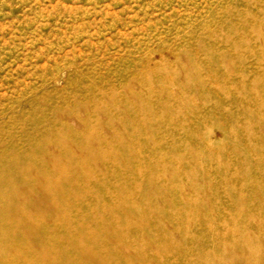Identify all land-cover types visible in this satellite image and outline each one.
I'll use <instances>...</instances> for the list:
<instances>
[{
	"label": "rangeland",
	"instance_id": "obj_1",
	"mask_svg": "<svg viewBox=\"0 0 264 264\" xmlns=\"http://www.w3.org/2000/svg\"><path fill=\"white\" fill-rule=\"evenodd\" d=\"M135 82L150 85L149 88L142 90V92L144 97L148 95L152 96V99L150 98L151 107H149V109L153 110L143 113V116L147 118V121L144 120L145 122L143 121V123L139 121V119L136 120L135 123H131L130 121V117L132 119L137 113L134 109L137 102H134V100L128 96L127 90L132 87H136V89L138 88V90H140L137 83L134 84ZM245 84L248 89L245 88ZM163 86L176 91L175 96L170 97L169 95H165L162 100L159 99L161 102H167L173 105V108L166 111L163 110L166 114L164 112L162 114V110L158 108V98L155 97L156 94L162 92ZM240 86H243L244 90ZM236 87L238 88L236 89ZM179 92L181 94H179ZM113 97L116 98L117 106H121L125 109L128 107L133 108L130 117L118 116L113 120L112 118L106 119L97 116L92 117V120L97 123L106 124L110 123L112 120L115 126L124 127L125 131L123 136L126 145L124 144L125 146H123V148L127 147L128 150L129 147H132V149L135 148L134 152L130 153L127 149L120 148L119 141L114 140L111 143L116 147V153L103 152L102 154L104 155L101 154V156L99 155L98 157L94 156V158H92L93 156L90 154L82 155L88 161L89 165L87 164L88 166L86 165L81 173L76 170L71 171V174L67 175L70 180L65 178V176H60V178L56 177L58 175H55L54 178H59L61 182L53 179L55 183L53 184L57 186L58 190H65L63 192L66 195L68 193L67 196H74L73 194L78 196L88 191L87 194L92 196L93 199L88 196L85 200L86 202L84 201L83 204L77 206V208H80H78L80 210V213H77L79 214L78 216L76 215L77 208L68 211L69 208L66 207L64 199H58L62 203H59V201L56 202V204L58 203L59 205H55L56 208L51 210L54 211L53 216L54 214L55 216L53 217L52 212H49L44 215L39 220L40 222H37L32 229L42 231L44 228H48V226L50 228L54 219L57 218L56 216H63L65 212L67 215L70 213L72 216H67L72 224H64L61 222L55 227L51 226L52 229L49 232L51 236H43L50 242V245H48L44 251L50 256L56 257V263L59 260V264H64V262L66 264V262H70L72 259V261L75 260L76 262L74 261L75 263L70 264H83L84 259H80L78 254L75 255V253H77L76 250L69 248V250L65 251L66 253L64 251L57 252L55 244H57L58 240L61 242H69L72 239V241L77 242V238L80 240L81 235H83L81 232L82 229L85 230L84 227L87 229L98 228L99 225H96V222L97 224L99 222L101 225L102 222L104 223L105 221L106 224H109L108 226L113 227L116 225L114 224L115 222L112 223L113 217L117 215L115 218L124 217L125 225L123 224V226L127 228L126 230L128 231L126 233L127 237L129 236V240L125 237L124 240L126 242L124 243L131 247L133 251H138V249L140 250L144 247L149 254L147 255L150 261L154 259V250L157 249V251H159L161 250L160 247L163 249L165 244V248L167 246L170 249V245H172L171 248L176 246L174 248H177L178 251H186V255H189L188 252L192 249L193 251H191V253L194 255L190 253L189 256H184L188 259L192 257L193 259H190L193 264H195V259L197 261L202 260L208 256H206V254H210L211 252L213 253L212 255L215 258L216 264H226V262L228 264H248L252 259L251 257H243L245 256L244 251H246L244 248L251 250L254 254H259V264H264V234L259 233V231L264 232V212H262L264 209V0H0V152L4 150L6 153L8 152L10 154L12 151L18 150L22 153L25 152V154L29 156L37 155L40 153V150L29 148L26 140V137L33 133L36 128L41 132L48 130L58 132L60 127L66 124L65 117L76 113L82 118H90L94 113V109L89 107L92 102L99 104L111 103ZM83 105H87L88 107ZM133 112L135 113L133 114ZM148 116H150V118ZM58 117H62V119L56 121ZM148 118L152 120L148 121ZM90 133H92V131L80 132L79 137H88ZM171 133H173V135ZM132 134H134V136H131ZM149 134H153L152 137ZM154 134L157 136L155 135V137H153ZM147 136L149 138H147ZM159 148L161 149L158 150ZM141 149H144L143 152ZM135 150L138 152L136 153ZM165 151L167 153H165ZM162 154L165 155L162 156ZM108 156H110V158ZM88 158L90 159L88 160ZM115 158L120 162V165H117L119 164L118 162H111V159L116 161ZM176 158L179 159L177 160ZM94 159H96V162H94ZM97 160L99 163L101 161V163H103L102 165H106L107 167L100 165ZM229 163L230 165H228ZM95 164L96 166H93ZM124 164L127 165L126 168L123 167L126 166ZM194 164H197L196 169H194ZM90 165L93 167H90ZM121 165L122 168L120 169ZM173 165L176 167L178 165V167L175 168ZM97 166H99L98 168L100 169H98ZM101 166L104 169H108V171L102 170L106 175L112 174V178L104 177L105 175L102 176L99 172L96 173V171L101 170ZM134 166H136V168ZM170 166H172L174 170L173 168L170 169ZM241 166L242 168L240 169ZM89 167L94 169L93 173H91L92 169L90 172V169H88ZM129 168H131V170ZM137 168H141V172L137 173V171H140ZM175 170L177 173L174 172ZM190 170L192 173L195 172L194 175L196 176L191 175L192 173L189 172ZM206 170L208 172H206ZM85 171L91 174H87ZM127 172H131V174ZM155 172L158 175L160 174L158 176L160 178L157 177ZM163 172L167 174V177L169 175L170 177L167 178L166 174ZM178 173L180 174L178 175ZM188 173H191V176ZM199 173H203L202 177H204V175L206 177L207 173L211 174L206 178L204 177L205 182L208 181V183L206 182L205 184ZM77 174L80 175L77 176ZM94 174L96 178L92 179L91 176L94 177ZM161 174L165 175L168 180ZM69 175L73 176L70 177ZM182 175L183 177H180ZM100 176L102 177L100 178ZM83 177L84 182L82 179ZM171 178L173 181L179 182L184 190L179 188L176 191L173 190L169 184L166 185ZM64 179H67L66 181L69 180L68 182L75 181L74 183L78 185L71 188L69 185L64 184ZM103 179L106 181H103ZM116 179L119 182H115ZM252 180L253 182L255 180V184L258 186L255 185V187H253L251 185H244L246 186L244 188L243 185H240L245 182L250 183ZM85 181L86 184L87 182L88 184L90 183L89 186H85ZM141 181H143L142 183L144 185ZM56 182L60 184L63 183L61 185L66 186V188L64 187L63 189V187L59 186V183ZM185 182L187 184H185ZM236 182L238 183L236 184ZM116 183L118 186L120 184V191L113 189L117 188L115 185ZM124 183H126V185ZM137 183L141 184L137 186ZM164 183L167 188H163L166 187ZM106 184L111 186L110 190L108 186H105ZM102 185H104V187ZM93 186L96 187V189ZM154 186L157 187L155 188ZM60 187H62V189H60ZM138 187H140V191L137 190ZM178 187L180 186L178 185ZM54 189H56V187ZM57 189L56 192L58 191ZM71 189L76 193H73ZM160 189L162 191H160ZM152 190H155V193ZM156 190H159V193ZM165 190L167 193H165ZM180 190L184 191V193ZM236 190L238 192H236ZM95 191H98L96 192L97 194ZM109 191L110 193L115 191V196L111 197L109 193L107 194ZM138 191L140 193H138ZM142 191L145 192L143 193ZM146 191L148 193H146ZM232 191L233 194L231 193ZM56 192L53 194L55 195ZM180 192L182 196L179 195ZM239 192H242L244 196ZM92 193L98 196L97 201V197L92 195ZM182 193L185 194V197H183ZM236 193L239 195H236ZM101 194H103V196H101ZM125 194L126 196H124ZM156 194L158 196H156ZM117 195L118 198L116 197ZM166 196L168 197V201ZM176 196H179V198H175ZM180 196L184 199L180 198ZM258 196L262 200H260ZM170 197L172 199H170ZM104 198L107 200V203ZM127 198L131 200L129 201ZM234 198L238 200L232 201ZM157 199H161L162 202L159 200L158 203V201H156ZM169 199L171 201H169ZM241 199H244L243 201L247 203L242 202ZM246 199H248V201ZM149 200L150 202H148ZM182 200H186L188 204L186 205V203H184L186 207H184V204L181 202ZM239 200H241V202ZM238 201L239 203H237ZM42 202L43 201H41L39 205L43 204ZM128 202L131 206L133 205L135 209L137 207V209L135 210L133 206L131 207ZM193 202H195V204ZM251 202L252 205H250ZM114 203L118 204L117 208L119 210L117 209L115 210L116 212L114 211L115 213L113 212L115 215L111 217L112 219L106 214L97 216V212L100 210L98 208L102 209L104 206H113L115 205ZM153 203L154 205L156 203L158 204L154 206L152 205ZM172 203L177 205V207L173 206L174 208H172ZM94 204L97 208L93 207ZM141 204L144 206H139L140 209L138 210V205ZM236 204L239 205L237 206ZM64 206L67 209H64ZM91 206L92 208H89ZM152 206L154 209L157 207L158 212H156L157 209L153 210ZM178 206L181 207L179 208ZM146 207L147 209L150 208L147 210ZM120 208H124V211L126 210L125 215L122 214L124 211L120 210ZM178 208L180 210L182 209V211L178 210ZM96 209H98V211ZM165 209H170V211H165ZM62 210L63 212H61ZM86 210H88V212ZM128 210L130 212L133 210V212L130 213ZM243 211H246V216ZM29 212L28 210L24 212V214ZM57 212H60V214L57 215ZM201 212L202 216L205 214L203 217L207 225L203 222L204 218L201 217ZM81 213H83V215ZM157 213H159V216H157ZM172 213L175 215H172ZM210 213H212V217ZM139 214L140 216H138ZM142 214H144V218L147 216L145 220H143V217L141 218V216H143ZM160 214L164 218L160 216ZM170 214L174 216V218H171V216H169ZM84 215L86 216L84 217ZM129 215L131 218L133 217L132 219H134V221L137 220L136 223L133 222V220L131 222ZM134 215L138 218L136 219ZM216 216L221 217H218V219ZM76 217L82 220H77ZM100 217L101 219H103V217L105 219L100 222ZM244 217L246 220L242 219ZM70 218H72V220ZM139 218H141V220ZM156 218L163 221L160 220L159 223V219L157 221ZM199 218H201L202 221H200ZM223 218H225V220ZM147 219H149V222ZM167 219H169V223ZM238 219H240V223ZM89 220L92 223L87 222ZM170 220H173V222ZM214 220L216 221L214 222ZM143 221H145V223L147 222V225H141L144 223ZM93 222L95 223L93 224ZM138 224H140L141 227H138ZM159 224H161V226H159ZM163 224H165V227ZM223 224H225V227ZM70 225L74 226V229ZM184 225H187L186 227L187 229L189 228V230L194 228V230H192V236L194 235L195 237L193 236L194 238L192 237L191 240L185 239L184 233L187 229ZM215 225L219 226L216 227ZM94 226L96 228H94ZM153 226H157L155 230ZM207 226H209V228ZM241 226H243V228ZM16 227L17 226L12 228L14 231H12V229H5V231H3V236L5 234L11 236L15 230L16 232L19 230V232L22 233L27 231L23 226ZM161 227L163 228L161 229ZM173 227L175 230L172 229ZM131 228L132 233L129 232ZM140 228H143V230L148 228V233L152 230L151 233L153 235L151 233L150 235L146 233V235L141 234V237H138L139 230L140 232L142 231ZM165 228L171 230V232L168 233ZM210 228V233H208ZM221 228H223V230H221ZM234 228L237 231H234ZM230 230L233 231L234 235H236V233L239 234L238 236L241 238H246V236L249 237L246 238L250 241H247V246L245 245L244 248H242L243 245H235L234 235H228ZM164 231L174 236L171 235L170 237ZM176 231L178 233H176ZM246 231L252 232H248L247 234ZM160 233H163L166 239H164ZM215 233H218L217 237ZM155 234L158 238L153 237ZM208 234L210 235L208 236ZM142 235L143 238L145 236L144 240ZM166 235L168 237H166ZM218 235L221 236L218 237ZM134 236H136L137 239L132 241L135 238ZM146 236L147 239H151L153 243L154 240L159 242L153 244L149 239L146 241ZM201 236L206 239L201 238ZM213 236L215 239H213ZM230 236H232L233 240ZM196 237L199 238L200 242L203 241V243H207V247L198 248ZM224 237H227L228 240ZM64 238L68 240L65 241L66 239L64 240ZM84 238L86 237H81V240ZM159 239L163 243L160 242ZM167 239L172 241L169 242ZM229 239L231 241H229ZM164 240L166 242L168 241V243H165ZM215 240L217 242H215ZM177 241L181 245L177 244ZM135 242L137 246L132 245ZM144 242L146 244H143ZM173 242H175L176 245ZM210 242L212 244L215 243V247H213L214 250ZM99 243H96L97 246L88 245L86 243L83 248L90 250L98 249V253H96L97 259H101V262L111 261L110 263H112L122 261L119 264L130 263L124 260L125 256L127 258L126 251H107L108 253H105L104 243L101 244L102 241ZM148 244L149 246L147 248ZM177 245L182 250H180ZM216 245L221 248L219 251L216 249ZM225 246H228V249H225ZM237 246L238 248L235 249ZM33 247H35L34 249L41 248L40 246H36V244H34ZM134 247L136 249H134ZM19 248L20 247L17 246L16 249L19 250ZM200 249H202V252ZM101 250H103V252ZM197 251L202 254L200 253V255H198L196 253ZM203 251H209L210 253H204ZM7 254H9V256H7ZM10 254L12 255L11 257ZM14 254L16 253H12L11 250L9 252L7 249L2 253V255L7 258H14ZM176 254L172 255L173 258L165 257L168 261L166 260L163 264L178 263L179 256L178 253ZM134 255L135 253L133 252L131 256L135 258L136 256ZM26 256L28 258L30 257L29 259L26 257L28 261L36 260L28 254ZM197 256L200 258H194ZM57 257H61L60 259L66 258L67 260H60ZM150 257L153 258L151 259ZM134 258H132V263L138 264ZM36 261V263H41L39 260ZM81 261H83V263H81Z\"/></svg>",
	"mask_w": 264,
	"mask_h": 264
},
{
	"label": "bare ground",
	"instance_id": "obj_2",
	"mask_svg": "<svg viewBox=\"0 0 264 264\" xmlns=\"http://www.w3.org/2000/svg\"><path fill=\"white\" fill-rule=\"evenodd\" d=\"M261 32V31H260ZM259 32V33H260ZM137 83V85H138V87H139V89L140 90H138V88L136 89V87H132V88H129L128 90H127V94H128V96L132 99V100H134V102H137V104L134 106V109H135V111H137V113L135 114V116L134 117H132V119H131V117H130V113L132 114V109L133 108H131V107H128V108H123V107H121V106H117L116 105V98L115 97H113L112 99H111V103L109 102V103H102V104H99V103H95V102H92L91 104H90V106L89 107H92L93 109H94V113H93V115L90 117V118H82V117H80L79 115H77L76 113H74V114H71L70 116H67V117H65V119H66V124L65 125H63V126H61L60 127V129H59V131L58 132H54V131H43V132H41L40 130H38L37 128L34 130V132L33 133H31V134H29L28 135V137H26V140H27V142H28V147L29 148H31V149H38V150H40V153L39 154H37V155H34V156H29V155H27V154H25V152L24 153H22L21 151H18V150H14V151H12L10 154L7 152H5L4 150H1V152H0V264H39V263H36L37 261L36 260H39V262H41L40 264H48V263H56V257H53V256H50L49 254H47V252H45L44 250H45V248L46 247H48V245H50V242L48 241V239H46L45 237H43V236H45V235H47V236H51V234H49V232L51 231V226H56L58 223H66V224H72L71 222H70V220H69V217H67V216H70V217H72L71 215H70V213L67 215L66 214V212H65V215H63V216H56L57 218L56 219H54V222L52 223V225L50 226V228H49V226H48V228H44V230H40V231H37V230H35V229H32V227L34 226V225H36V223L37 222H40L39 220L44 216V215H46V214H48L49 212H52V216H53V213H54V211H51V210H53L54 208H56L55 207V205H59L58 203L56 204V202H58L59 200V198H60V200L61 199H64V202L66 203V207L67 208H69V210L68 211H72L74 208H77V206H79V205H81V204H83L84 203V201L86 200V198L89 196V197H91L92 199H93V197L92 196H90V195H88L87 194V192L88 191H86V193H81V194H79L78 196H76L75 194H73L75 191L73 190V189H71V190H73V193L72 192H69V193H71V194H73L74 196H67L68 195V193H67V195L63 192V191H65V190H58L57 189V186H55L54 184V180L53 179H55L54 177H55V175H58V176H56V177H63V176H65V178H67V179H69V177L67 176L68 174H71V171H77V172H80L81 173V171H83L84 169H85V167H86V165L88 164V161L85 159V157H83L82 155H85V154H90V155H92L91 157L92 158H94V156H101V154L103 153V152H114V153H116L115 152V150H116V147L114 146V145H112V141H114V140H116V141H119V147L121 148H123V146H125L126 144H125V138H124V136H123V133H124V131H125V129H124V127L122 128L121 126L120 127H117V126H115L112 122V120H111V124L110 123H97V122H95V121H93L92 120V117H97V116H99V117H101V118H106V119H110V118H112L113 120L116 118V117H118V116H129L130 117V121H131V123H135L136 122V120H138L139 119V121H142V123H143V121L145 120V121H147V118L146 117H144L143 116V113H147V112H150L151 110H153V109H149V107H151V100H150V98L152 99V96L151 95H148V96H146V97H144L143 96V92H142V90H145V89H147V88H149L150 87V85H148V84H146V83H138V82H135L134 84H136ZM244 84V83H243ZM242 84V85H243ZM161 85V84H160ZM244 86V85H243ZM241 87V88H243V90H244V87ZM160 87V86H159ZM238 87H236V89H237ZM245 88H247V86H246V84H245ZM250 88V87H249ZM248 89V88H247ZM241 90V89H240ZM176 91H174V90H170V88H168V87H165V86H163L162 87V92H160V93H158V94H156L155 95V97H157L158 98V103H159V109L160 110H162L161 112H162V114H163V112L164 111H166V110H168V109H171V108H173V105L172 104H169V103H167V102H161V101H159V99L160 100H162L164 97L163 96H175L176 94ZM178 94V93H177ZM179 94H181L180 92H179ZM157 102V101H156ZM161 103V104H160ZM157 105V104H156ZM155 105V106H156ZM83 106H85V107H88L87 105H83ZM150 110V111H149ZM164 110V111H163ZM171 111V110H170ZM172 112V111H171ZM135 112H133V114H134ZM165 113V112H164ZM166 114V113H165ZM163 116V115H162ZM149 118H150V116H148ZM152 117V116H151ZM142 118V119H141ZM149 118H148V121H151V120H149ZM62 119V117H58V119H56V121L57 120H61ZM144 121V122H145ZM139 123V122H138ZM138 123H136V124H138ZM89 131H92V133H90V135L88 136V137H79V134H80V132H89ZM180 131H181V129H180ZM152 132V131H151ZM150 132V133H151ZM146 133V132H145ZM159 133V132H158ZM138 134V133H137ZM172 135H173V133H171ZM150 135V134H149ZM148 135V136H149ZM152 135L153 134H151L150 136L152 137ZM155 135L156 134H154V136L153 137H155ZM172 135H170V136H172ZM131 136H134V134H132ZM138 136V135H137ZM147 136V138H149ZM157 136V135H156ZM159 136V135H158ZM164 136H165V134H164ZM168 136V135H167ZM139 137H140V135H139ZM138 137V138H139ZM150 137V138H151ZM165 138V137H164ZM168 138V137H167ZM170 139V138H169ZM136 140V139H135ZM166 140V139H165ZM125 144V145H124ZM133 144V143H132ZM131 144V145H132ZM130 145V146H131ZM157 145V144H156ZM159 146V145H158ZM157 146V147H158ZM134 147V146H133ZM154 147H155V145H154ZM125 148V147H124ZM123 148V149H124ZM140 148V147H139ZM162 148V147H161ZM161 148H159L158 150H160ZM127 149V147L125 148V150ZM134 149L135 148H133L132 149V147H129V152L130 153H132V152H134ZM138 149V148H137ZM136 149V150H137ZM136 150H135V152H136ZM139 150V149H138ZM142 150V149H141ZM144 150V149H143ZM143 150H142V152H143ZM156 150H157V148H156ZM120 151V150H119ZM140 151V150H139ZM163 151V150H162ZM138 152V151H137ZM136 152V153H137ZM152 152H153V150H152ZM155 152H157V151H155ZM161 152V151H160ZM173 152V151H172ZM118 153H120V152H118ZM165 153H167L166 151H165ZM171 153V152H170ZM111 154H113V153H111ZM159 154H161V153H159ZM172 154V153H171ZM102 155H104V154H102ZM155 155H157V154H155ZM163 155H165V154H162V156ZM167 155V154H166ZM159 156H161V155H159ZM170 156V155H169ZM173 156V155H172ZM109 158H110V156H108ZM175 157V156H174ZM165 158V157H164ZM90 158H88V160H89ZM99 159V158H98ZM101 159H103V158H101ZM105 159V158H104ZM114 159V158H113ZM113 159H111V162L113 161V162H118L117 160H116V158H115V160L116 161H114ZM118 159V158H117ZM162 159V158H161ZM170 159H171V157H170ZM177 159V158H176ZM179 159V158H178ZM177 159V160H178ZM215 159V158H214ZM175 160V159H174ZM92 161V160H91ZM98 161V160H97ZM107 161V160H106ZM122 161V160H121ZM214 161V160H213ZM94 162H96V159H94ZM110 162V161H109ZM126 162H128V161H126ZM170 162V161H169ZM90 163V162H89ZM98 163H99V161H98ZM119 164H117V165H120V162H118ZM125 163V162H124ZM129 163V162H128ZM179 163V162H178ZM214 163V162H213ZM231 163V162H230ZM230 163L228 164V165H230ZM100 165H102L103 163H101V161H100V163H99ZM127 164V163H126ZM126 164H124V165H126ZM255 164V163H254ZM89 165V164H88ZM87 165V166H88ZM116 165V166H117ZM130 165H132V164H130ZM134 165V164H133ZM191 165V164H190ZM195 165V164H194ZM197 165V164H196ZM196 165H195V168L194 169H196ZM223 165V164H222ZM233 165V164H232ZM92 165H90V167H91ZM93 166H96V164L95 165H93ZM92 166V167H93ZM103 166V165H102ZM102 166H101V170H99V171H96V173L97 172H99L100 173V175H102V176H104V177H108V178H112L111 176H113L112 174L111 175H109V174H105L104 173V171L105 170H107L108 171V169H104V168H102ZM105 167H107L106 165H104ZM103 166V167H104ZM110 166H111V163H110ZM174 166V165H173ZM213 166H215V165H213ZM218 166V165H217ZM221 166V165H220ZM225 166V165H224ZM235 166V165H234ZM233 166V167H234ZM247 166V165H246ZM88 168V169H90V172H91V169L92 168ZM99 166H97V168H98ZM118 167V166H117ZM123 167H127V165L126 166H123ZM135 168H136V166H134ZM133 167V168H134ZM175 168H177L178 167V165H177V167L176 166H174ZM180 167V166H179ZM190 167V166H189ZM202 167V166H201ZM207 167V166H206ZM205 167V168H206ZM209 167V166H208ZM110 168V167H109ZM122 168V165H121V167H120V169ZM132 168V169H133ZM171 168H173L172 166H170V169ZM205 168H204V170H205ZM211 168V167H210ZM219 168V167H218ZM223 168V167H222ZM227 168V167H226ZM229 168H230V166H229ZM235 168H237V167H235ZM239 168V167H238ZM242 168V166L240 167V169ZM98 169H100V168H98ZM102 169H104V171L102 170ZM113 169V168H112ZM112 169H110V170H112ZM124 169V168H123ZM130 170H131V168H129ZM138 170H140V171H137V173L138 172H141V168L139 169V168H137ZM167 169V168H166ZM179 169V168H178ZM178 169H177V172H178ZM198 169V168H197ZM200 169V168H199ZM248 169V168H247ZM93 170L94 169H92V172L91 173H93ZM116 170V169H115ZM127 170V169H126ZM164 170V169H163ZM173 170H174V168H173ZM180 170H181V167H180ZM182 170H184V169H182ZM200 170H202V169H200ZM208 170V169H207ZM206 170V172H208ZM210 170V169H209ZM250 170V169H249ZM123 171V170H122ZM124 171H125V169H124ZM155 171V170H154ZM162 171V170H161ZM168 171V170H167ZM194 171V170H193ZM86 172V171H85ZM84 172V173H85ZM135 172H136V170H135ZM160 172V171H159ZM158 172V173H159ZM174 172H176V170L174 171ZM176 172V173H177ZM189 172H191V170L189 171ZM239 172V171H238ZM240 172H242V171H240ZM251 172V171H250ZM87 173V172H86ZM89 173V172H88ZM87 173V174H88ZM91 173H89V174H91ZM109 173H111V172H109ZM114 173V172H113ZM120 173V172H119ZM121 173H123V172H121ZM127 173H129V174H131V172H127ZM126 173V174H127ZM156 173V172H155ZM161 173V172H160ZM163 173H165V172H163ZM192 173V172H191ZM191 173H188L189 175L191 174ZM194 173L195 172H193L191 175H194ZM204 173H205V171H204ZM252 173V172H251ZM73 174V173H72ZM157 174V173H156ZM166 174V173H165ZM180 173H178V175H179ZM187 174V175H188ZM200 175H201V177H202V174L201 173H199ZM206 174V173H205ZM74 175V174H73ZM73 175H69L70 177H72ZM78 175H80V174H77V176ZM116 175V174H115ZM139 175V174H138ZM145 175V174H144ZM160 175V174H159ZM158 174H157V177L159 176ZM162 175V174H161ZM185 175H186V173H185ZM188 175V176H189ZM190 175V176H191ZM211 174L209 173H207V175H206V177H208V176H210ZM215 175V174H214ZM22 176V177H21ZM82 176H83V173H82ZM94 177H92L91 176V178L92 179H94V178H96L95 177V174L93 175ZM102 176H100V178L102 177ZM119 176V175H118ZM128 176V175H127ZM130 176H132V175H130ZM143 176V175H142ZM163 177H165V175H162ZM194 176H196V175H194ZM198 176V175H197ZM212 176H213V173H212ZM219 176V175H218ZM60 177V178H61ZM136 177H138V176H136ZM166 177H167V174H166ZM165 177V178H166ZM168 177H170V175L168 176ZM167 177V178H168ZM176 177V176H175ZM174 177V178H175ZM180 177H183V175L182 176H180ZM199 177V176H198ZM204 177H205V175H204ZM204 177H202L203 178V180H204V182H205V179H204ZM205 177V178H206ZM238 177V176H237ZM74 178V177H73ZM107 178V179H108ZM116 178V177H115ZM147 178V177H146ZM158 178H160V177H158ZM166 178V179H167ZM178 178H179V176H178ZM211 178V177H210ZM215 178H216V176H215ZM257 178V177H256ZM66 179V180H67ZM83 179V182H84V177L82 178ZM81 179V180H82ZM90 179V178H89ZM191 179H192V177H191ZM198 179V178H197ZM209 179V178H208ZM207 179V180H208ZM214 179V178H213ZM218 179V178H217ZM224 179V178H223ZM240 179V178H239ZM65 179L63 180L64 181V184L65 185H69L71 188L72 187H76L78 184L77 183H74L75 181H73V182H68V181H66ZM76 180V179H75ZM87 180V179H86ZM96 180V179H95ZM99 180V179H98ZM111 180V179H110ZM109 180V181H110ZM142 180V179H141ZM157 180V179H156ZM163 180V179H162ZM168 180V179H167ZM183 180V179H182ZM194 180H195V178H194ZM210 180V179H209ZM216 180V179H215ZM242 180H243V178H242ZM55 181H60V179L59 178H57V179H55ZM87 181H89V180H87ZM103 181H106V180H104L103 179ZM118 180L116 179L115 180V182H117ZM121 181V180H120ZM139 181V180H138ZM151 181V180H150ZM152 181H153V179H152ZM155 181V180H154ZM179 181V180H178ZM202 181V180H201ZM257 181V180H256ZM61 182V181H60ZM76 182H78V181H76ZM80 182V181H79ZM82 182V183H83ZM99 182V181H98ZM102 182V181H101ZM111 182V181H110ZM114 182V181H113ZM114 182V183H115ZM119 182V181H118ZM143 181H141V183H142ZM157 182V181H156ZM163 182V181H162ZM162 182H161V185H162ZM166 182V181H165ZM187 182L189 183V181L187 180ZM192 182V181H191ZM207 183H208V181H206ZM206 182H205V184H206ZM215 182V181H214ZM232 182V181H231ZM54 183V184H53ZM56 183H59V182H56ZM109 183V182H108ZM123 183V182H122ZM141 183H137L138 185L137 186H139ZM150 183V182H149ZM211 183H212V180H211ZM238 182H236V184H237ZM239 183H240V180H239ZM256 182H255V180H254V182H253V180H252V182L250 181V183H247V182H245L244 184H240V185H247V186H253V187H255V185H257V184H255ZM258 183V182H257ZM61 184H63V183H61ZM60 183L58 184L59 186H62L63 187V189H64V187L66 188V186H63V185H61ZM81 184V183H80ZM90 184V183H89ZM89 184H88V182H87V184H86V181H85V186L87 185V186H89ZM104 184V183H103ZM125 185H126V183H124ZM143 184V183H142ZM169 184V186L173 189V190H178L179 188H182L181 186L182 185H180V183L179 182H177V181H173L172 180V178L166 183V185H168ZM182 184V183H181ZM185 184H187L186 182H185ZM83 185V184H82ZM116 186H117V188H113V189H117V190H119L120 189V184H119V186L117 185V183L115 184ZM124 185V186H125ZM134 185H136V184H134ZM144 185V184H143ZM150 185V184H149ZM153 185V184H152ZM157 185V184H156ZM164 185H165V183H164ZM165 185V186H166ZM178 185L180 186V187H178ZM59 186H58V188H59ZM103 187H104V185H102ZM105 186H108V184H106ZM136 186V187H137ZM148 186V185H147ZM151 186V185H150ZM160 186V185H159ZM184 186V185H183ZM258 186V185H257ZM260 186V185H259ZM56 187V189L58 190L57 192H56V189H54ZM62 187H60V189H62ZM70 187H69V189H70ZM81 187V186H80ZM94 187V186H93ZM92 187V188H93ZM109 188V190L111 189V186H108ZM122 187V186H121ZM126 187V186H125ZM152 187V186H151ZM150 187V188H151ZM155 187V186H154ZM153 187V188H154ZM157 187V186H156ZM155 187V188H156ZM161 187H163V186H161ZM160 187V188H161ZM246 186H244V188H245ZM89 188V187H88ZM91 188V189H92ZM95 189H96V187H94ZM99 188V187H98ZM123 188V187H122ZM127 188H128V186H127ZM126 188V189H127ZM148 188V187H147ZM163 188H167V186L166 187H163ZM232 188V187H231ZM231 188H230V190H231ZM83 189V188H82ZM86 189H87V187H86ZM100 189V188H99ZM136 189V188H135ZM135 189H134V191H135ZM140 189V187H138V189L137 190H139ZM146 189V188H145ZM183 190H184V188H182ZM241 189V188H240ZM89 190V189H88ZM93 190V189H92ZM124 190H125V188H124ZM141 190V189H140ZM139 190V191H140ZM143 190V189H142ZM146 190H148V189H146ZM151 190V189H150ZM164 190V189H163ZM225 190H227V189H225ZM53 191H55L56 192V194L54 195L53 193H55V192H53ZM98 191H100V190H98ZM98 191H95V193L96 192H98ZM107 191V190H106ZM120 191V190H119ZM128 191V190H127ZM138 191V193H140ZM153 192L155 191V190H152ZM157 192L159 191V190H156ZM160 191H162L161 189H160ZM167 191H169V190H167ZM181 192H183L184 193V191H182V190H180ZM229 191V190H228ZM241 191V190H240ZM78 192V191H77ZM84 192H85V189H84ZM143 192V191H142ZM145 192V191H144ZM143 192V193H144ZM164 192V191H163ZM172 192H175V191H172ZM181 192H180V194L179 195H181ZM236 192H238L237 190H236ZM76 193V192H75ZM91 193V192H90ZM110 194L111 195V197L112 196H115V191H112L111 193H110V191L109 192H107V194ZM117 193V192H116ZM120 193V192H119ZM123 193H126V192H123ZM137 193V192H136ZM142 193V194H143ZM146 193H148L147 191H146ZM152 193V192H151ZM155 193V192H154ZM159 193V192H158ZM165 193H167L166 192V190H165ZM179 193V192H178ZM182 193V194H183ZM232 194H233V191L231 192ZM240 193V192H239ZM70 194V195H71ZM97 194V193H96ZM141 194V195H142ZM163 194V193H162ZM170 194V193H169ZM168 194V195H169ZM173 194V193H172ZM176 194V193H175ZM187 194H188V192H187ZM238 193H236V195H237ZM240 194H242V192L240 193ZM92 195H94L93 193H92ZM106 195V194H105ZM109 195V196H110ZM122 195V194H121ZM120 195V196H121ZM137 195V194H136ZM148 195V194H147ZM171 195V194H170ZM178 195V194H177ZM185 194H183V197H185L184 196ZM235 195V194H234ZM239 195V194H238ZM243 195V194H242ZM94 196H96V195H94ZM101 196H103V194H101ZM107 196V195H106ZM123 196V195H122ZM124 196H126V194L124 195ZM145 196V195H144ZM143 196V197H144ZM154 196V195H153ZM156 196H158L157 194H156ZM161 196V195H160ZM182 196V195H181ZM180 196V198H182ZM233 196V195H232ZM244 196V195H243ZM97 198H96V201L98 200V196H96ZM117 198H118V195L116 196ZM131 197V196H130ZM141 197V196H140ZM139 197V198H140ZM164 197H165V195H164ZM167 197V196H166ZM172 197V196H171ZM170 197V199H172ZM236 197V196H235ZM259 197V196H258ZM102 198V197H101ZM108 198V197H107ZM122 198V197H121ZM132 198V197H131ZM147 198V197H146ZM150 198V197H149ZM148 198V199H149ZM152 198V197H151ZM157 198H159V197H157ZM174 198V197H173ZM175 198H179V196H176ZM239 198H241V197H239ZM248 198H250V197H248ZM90 199V198H89ZM105 199V198H104ZM104 199H102V200H104ZM110 199V198H109ZM112 199V198H111ZM127 199H129V198H127ZM126 199V200H127ZM169 199V201H171ZM182 199H184V198H182ZM186 199H187V197H186ZM190 199V198H189ZM245 199V198H244ZM244 199H241L242 200V202H244L243 200ZM251 199V198H250ZM259 199H260V197H259ZM106 200V199H105ZM113 200V199H112ZM120 200V199H119ZM131 199H129V201H130ZM152 200V199H151ZM159 200L161 201V199H157L156 201H158V203H159ZM166 200V199H165ZM233 200H236V198H234V199H232V201ZM238 200V199H237ZM236 200V201H237ZM241 200H239L240 202H241ZM247 201H248V199H246ZM258 200V199H257ZM260 200H262V199H260ZM41 201H43L42 203L44 204H40L39 205V203L41 202ZM74 201V202H73ZM155 201V200H154ZM155 201V202H156ZM167 201H168V197H167ZM179 201H180V199H179ZM239 201L237 202V203H239ZM250 201V200H249ZM256 201V200H255ZM86 202V201H85ZM90 202V201H89ZM88 202V203H89ZM125 202V201H124ZM123 202V203H124ZM148 202H150V200L148 201ZM153 202V201H152ZM162 202V201H161ZM174 202V201H173ZM183 204L184 203H186V205H188L187 204V202H186V200H182L181 201ZM235 202V201H234ZM257 202V201H256ZM59 203H62V202H60L59 201ZM102 203V202H101ZM100 203V204H101ZM106 203H107V200H106ZM120 203V202H119ZM131 203H133V202H131ZM138 203V202H137ZM144 203H145V201H144ZM146 203H147V201H146ZM158 203H156V204H158ZM166 203V202H165ZM175 203V202H174ZM181 203V204H182ZM188 203H190V202H188ZM194 204H195V202H193ZM244 203H247L246 201L244 202ZM92 204V203H91ZM95 204H97V203H95ZM95 204H94V206L93 207H95ZM115 204V203H114ZM121 204V203H120ZM119 204V205H120ZM128 204H130L129 202H128ZM156 204L154 205V203L152 204V205H154V206H156ZM162 204V203H161ZM164 204V203H163ZM173 204V203H172ZM191 204V203H190ZM198 204V203H197ZM242 204V203H241ZM249 204V203H248ZM248 204H246V205H248ZM41 205H43V206H41ZM104 205V204H103ZM117 205L118 204H115V205H113V206H108V207H106V206H104L102 209L101 208H98V209H100L99 211H98V209H96L98 212H97V216H99V215H102V214H106V215H108L109 217H110V219H112L111 217L113 216V215H115L114 213L116 212L115 210H117L118 208H117ZM151 205V204H150ZM170 205H171V203H170ZM235 205V204H234ZM237 205V204H236ZM239 205V204H238ZM237 205V206H238ZM250 205H252V202H251V204ZM85 206V205H84ZM101 206V205H100ZM123 206V205H122ZM130 206H131V204H130ZM133 206V205H132ZM131 206V207H132ZM139 206H144V205H138V210L140 209V207ZM146 206V205H145ZM148 206V205H147ZM161 206V205H160ZM165 206V205H164ZM173 206H176L177 207V205H175V204H173L172 205V208H174ZM190 206H192V205H190ZM194 206V205H193ZM81 207V206H80ZM102 207V206H101ZM126 207V206H125ZM136 207V206H135ZM151 207V206H150ZM149 207V208H150ZM153 207V206H152ZM166 207V206H165ZM168 207H169V204H168ZM175 207V208H176ZM179 207V206H178ZM181 207V206H180ZM179 207V208H180ZM184 207H186L185 206V204H184ZM184 207H182V208H184ZM189 207V206H188ZM244 207V206H243ZM246 207V206H245ZM64 209H67V208H65V206L63 207ZM79 208V207H78ZM76 209V215L78 216L79 214H77V213H80V208L79 209ZM82 208V207H81ZM85 208V207H84ZM88 208V207H87ZM89 208H92V206L91 207H89ZM95 208H97V206L95 207ZM94 208V209H95ZM122 208V207H121ZM120 208V210H123V209H121ZM133 208H134V206H133ZM148 208V209H149ZM164 208V207H163ZM167 208V207H166ZM171 208V207H170ZM172 208H171V210H172ZM178 208V210H180ZM63 209V210H64ZM71 209V210H70ZM93 209V210H94ZM126 209V208H125ZM135 209V208H134ZM133 209V210H134ZM136 209H137V207H136ZM135 209V210H136ZM146 209H147V207H146ZM147 209V210H148ZM155 209H157V207H155ZM154 209V207H153V210H155ZM243 209H245V208H243ZM30 211L29 213H26V214H24V212H26V211ZM63 210L61 211V212H63ZM92 210V209H91ZM119 210V209H118ZM133 210H132V212H133ZM162 210V209H161ZM164 210V209H163ZM261 210H262V208H261ZM24 211V212H23ZM87 212H88V210H86ZM86 211H84V212H86ZM115 211V212H114ZM124 211V210H123ZM126 211V210H125ZM125 211L122 213V214H124L125 215ZM144 211V210H143ZM165 211H170V209L169 210H167V209H165ZM180 211H182V209L180 210ZM86 212V213H87ZM90 212V211H89ZM96 212V211H95ZM114 212V213H113ZM128 212H130L129 210H128ZM128 212H126V213H128ZM132 212H130V213H132ZM136 212H139V211H136ZM141 212V211H140ZM149 212V211H148ZM155 212V211H154ZM156 212H158V209L156 210ZM164 212V211H163ZM184 212V211H183ZM244 212V211H243ZM259 212H261V211H259ZM262 212H264V209H263V211ZM58 213V212H57ZM94 213V212H93ZM119 213H120V211H119ZM159 213H160V211H159ZM159 213H157L158 215L157 216H159ZM162 213V212H161ZM171 213V212H170ZM22 214H24V215H22ZM60 214V212L57 214V215H59ZM82 215H83V213H81ZM85 214V213H84ZM90 214V213H89ZM118 214V213H117ZM134 214H135V212H134ZM141 214V213H140ZM140 214L138 215V216H140ZM153 214H155V213H153ZM164 214H165V212H164ZM163 214V215H164ZM167 214H168V212H167ZM207 214H209V213H207ZM211 214L212 213H210V216H211ZM215 214V213H214ZM257 214V213H256ZM62 215V214H61ZM74 215V214H73ZM92 215H94V214H92ZM91 215V216H92ZM121 215V214H120ZM143 216H141V218L143 217L144 218V214H142ZM150 215V214H149ZM172 215H175V214H173L172 213ZM205 215V214H204ZM203 215V216H204ZM220 215V214H219ZM244 215L246 216V211L244 212ZM243 215V216H244ZM251 215V214H250ZM49 216H51V215H49ZM54 216H55V214H54ZM53 216V217H54ZM86 215H84V217H85ZM88 216V215H87ZM95 216V215H94ZM117 215H115V217H116ZM135 216V215H134ZM160 216H162L161 214H160ZM166 216V215H165ZM169 216H171V214L169 215ZM182 216V215H181ZM183 216H184V214H183ZM186 216V215H185ZM200 216V215H199ZM202 216V212H201V217H203ZM209 216V217H210ZM261 216V215H260ZM93 217V216H92ZM105 217V216H104ZM103 217V219H105ZM115 217H113V222L112 223H114V224H116L115 226H113V227H110V226H108L109 224H106L105 223V221H104V223L102 222L103 221V219H101V217H100V222H102V224L100 225L99 224V222H98V224H97V222H96V225H99L98 226V228H96L95 226H94V228H96V229H87V228H85L84 227V229L85 230H83L82 229V234L83 235H81V237H86V238H84V239H82L81 240V237H80V240H79V238H77L78 239V241L77 242H75V241H72V239H71V241H67L68 239H66V238H64V240L65 241H67V242H61V241H59L58 240V242H57V244H55V247H56V249H57V252H65L66 250H69V248H71L72 250H76L77 251V253H75V255L76 254H78L79 255V257H80V259L81 258H83L84 259V263H83V261H81V263H83V264H119V263H121V262H112V263H110V262H106V261H100V260H98L97 259V254L96 253H98L97 252V250L98 249H92V250H90V249H84L83 247H85L84 246V244H91V245H96V243H99L100 241H102V243L101 244H103V246H104V249L106 250V252L105 253H108L107 251H118V252H122V251H126L127 252V258H126V256H125V258H124V260H127V261H129L130 263H127V264H131L132 263V261H133V259L132 258H134V257H132L131 255H133V252L135 253V255L134 256H136L134 259H135V261L138 263V264H163V262L165 263V261L167 260L165 257H167V258H170V257H172V255L173 254H176V253H178V263H176L175 261V264H193V262L191 261V259H193L192 257H190L189 259H190V261H189V259L188 258H185V256L184 255H186L185 253H186V251H184L183 252V250L182 249H180L179 247H178V245H177V247L180 249V250H182V252H180V251H178V249L177 248H174V247H176V246H174L173 248H171L172 247V245H170L171 247H170V249H169V247H167L166 246V248H165V244H164V246H163V249H162V247H160V245H159V247H160V249L161 250H159V251H157V249L156 248H154V249H156V250H154L155 251V253H154V259L152 260V261H150V260H148V258H149V254L147 253V250H145L144 249V247H142V245H141V247L143 248V249H138V251H133L132 249H131V247H129L128 245H126L124 242H126L124 239H125V237H127V233L126 232H128L126 229L127 228H124V226H123V224H124V222H125V220H124V217L123 218H115ZM126 217V216H125ZM129 217H130V215H129ZM128 217V218H129ZM136 217V216H135ZM147 217V216H146ZM145 217V218H146ZM149 217V216H148ZM163 217V216H162ZM174 218V216H171V218ZM180 217V216H179ZM212 217V216H211ZM217 217V216H216ZM218 217H221V216H218ZM217 217V218H218ZM254 217V216H253ZM47 218V217H46ZM52 218V217H51ZM50 218V219H51ZM75 218V217H74ZM77 218V217H76ZM88 218V217H87ZM131 218V217H130ZM133 218V217H132ZM130 219L131 220V222H132V220H133V222H135L136 223V221H134V219ZM138 217H136V219H137ZM141 218H139L140 220H141ZM145 218L143 219V220H145ZM150 218V217H149ZM153 218V217H152ZM164 218V217H163ZM166 218H169V217H166ZM171 218H169V219H171ZM204 218V217H203ZM227 218V217H226ZM230 218V217H229ZM245 218V217H244ZM244 218H242L243 220H246V218L244 219ZM256 218V217H255ZM71 220H72V218H70ZM97 219V218H96ZM95 219V220H96ZM109 219V220H110ZM157 219V218H156ZM159 219V218H158ZM158 219H157V221H158ZM169 219H167L168 220V223H169ZM176 219V218H175ZM200 219V221H202L201 220V218H199ZM199 219H197V220H199ZM210 219H212V218H210ZM215 219V218H214ZM219 219V218H218ZM218 219H217V221H218ZM224 220H225V218H223ZM77 220H80V219H78L77 218ZM82 220V219H81ZM80 220V221H81ZM107 220V219H106ZM108 220V221H109ZM148 220V222H149V219H147ZM153 220V219H152ZM155 220V219H154ZM160 220L161 219H159V223H160ZM208 220H209V218H208ZM239 220L240 219H238V222H239ZM242 220V221H243ZM251 220V219H250ZM257 220V219H256ZM46 221H48V220H46ZM50 221V220H49ZM75 221V220H74ZM93 221H94V219H93ZM156 221V222H157ZM161 221H163V220H161ZM170 221H172L173 222V220H170ZM178 221V220H177ZM177 221H176V225H177ZM205 221V218H204V220H203V222ZM210 221V220H209ZM216 220H214V222H215ZM221 221H222V219H221ZM228 221H229V219H228ZM252 221V220H251ZM83 222H86V221H83ZM82 222V223H83ZM87 222H91L90 220L89 221H87ZM111 222V221H110ZM109 222V223H110ZM128 222H129V220H128ZM144 223H145V221H143ZM179 222V221H178ZM244 222V221H243ZM246 222V221H245ZM92 223V222H91ZM95 222H93V224H94ZM112 223H110V224H112ZM140 223V222H139ZM144 223H142L141 225H147L146 223L144 224ZM154 223V222H153ZM165 223V222H164ZM205 223V222H204ZM213 223V222H212ZM211 223V224H212ZM226 223V222H225ZM230 223V222H229ZM240 223V222H239ZM251 223V222H250ZM256 223H258V222H256ZM41 224V223H40ZM78 224V223H77ZM77 224H76V226H77ZM154 224H157V223H154ZM180 224H182V223H180ZM218 224V223H217ZM221 224V223H220ZM219 224V225H220ZM232 224V223H231ZM249 224V223H248ZM63 225V224H62ZM81 225H83V224H81ZM113 225V224H112ZM125 225V224H124ZM129 225H130V223H129ZM128 225V226H129ZM131 225H133V224H131ZM139 226L138 227H141L140 226V224H138ZM151 225V224H150ZM165 224H163V226H164ZM168 225V224H167ZM174 225H175V223H174ZM188 225V224H187ZM186 225V226H187ZM194 225V224H193ZM196 225V224H195ZM205 225H207L206 223H205ZM218 225V226H219ZM225 224H223V226H224ZM258 225V224H257ZM15 226H23V227H25L26 229H27V231L24 233H22V232H19V230L16 232V230H15V232H13V234H11V236L10 235H8V234H5L4 236H3V231H5V229L7 230H9V229H12L13 227H15ZM71 226V225H70ZM91 226H92V224H91ZM148 226H149V223H148ZM152 226V225H151ZM159 226H161V224H159ZM169 226V225H168ZM181 226H183V225H181ZM185 226V225H184ZM185 226V227H186ZM203 226V225H202ZM216 226V225H215ZM218 226H216V227H218ZM226 226H228V225H226ZM249 226V225H248ZM251 226V225H250ZM254 226H256V225H254ZM253 226V227H254ZM16 227V228H17ZM39 227V226H38ZM44 227H46V226H44ZM72 228L74 227V226H71ZM78 227V226H77ZM76 227V228H77ZM131 227V226H130ZM133 227V226H132ZM136 227V226H135ZM154 227V226H153ZM155 227H157V226H155ZM155 227H154V230H155ZM165 227V226H164ZM176 227V226H175ZM200 227V226H199ZM208 228H209V226H207ZM225 227V226H224ZM223 227V228H224ZM242 228H243V226H241ZM252 227V226H251ZM16 228H14V229H16ZM24 228V229H25ZM28 228H30V229H28ZM137 228V227H136ZM163 227H161V229H162ZM166 228H167V226H166ZM165 228V229H166ZM171 228V227H170ZM179 228V227H178ZM177 228V229H178ZM181 228V227H180ZM184 228V227H183ZM182 228V229H183ZM191 228H192V226H191ZM196 228H197V225H196ZM202 228V227H201ZM223 228H221V230H223ZM246 228V227H245ZM247 228H249V227H247ZM19 229V228H18ZM55 229H57V228H55ZM74 229V228H73ZM79 229H80V227H79ZM78 229V230H79ZM140 229H142V231L140 232V230H139V232L136 230V229H134V230H136L138 233H139V235H138V237L140 236L141 237V234H145L146 235V233H148V228L146 229L145 228V230H143V228H140ZM173 230H175L174 229V227L172 228ZM176 229V230H177ZM186 229H187V227H186ZM185 229V230H186ZM204 229V228H203ZM213 229V228H212ZM226 229H228V228H226ZM235 229V228H234ZM233 229V230H234ZM75 230H77V229H75ZM81 230V229H80ZM129 230V229H128ZM159 230V229H158ZM164 230V229H163ZM169 229H166V231L169 233V232H171V230H169ZM184 230V231H185ZM188 230V231H187ZM186 231H185V233H184V235H185V239H189V240H191L192 239V237L194 236H192V230H194V228L192 229V230H189V228L187 229ZM200 230V229H199ZM198 230V231H199ZM210 230H211V228L209 229V232L208 233H210ZM263 230V229H262ZM12 231H14L13 229H12ZM135 231V232H136ZM152 231V230H151ZM151 231H150V233H151ZM178 231V230H177ZM176 231V233H178ZM181 231V230H180ZM179 231V232H180ZM217 231V230H216ZM234 231H237L236 229L234 230ZM241 231V230H240ZM8 232V231H7ZM75 232V231H74ZM78 232V231H77ZM129 232H131L132 233V228H131V231H129ZM165 232V231H164ZM167 232H165L167 235H169ZM200 232V231H199ZM202 232V231H201ZM219 232V231H218ZM232 232V233H231ZM247 232V231H246ZM248 232H252V231H248ZM248 232H247V234H248ZM54 233V232H53ZM150 233H148L149 235H150ZM153 233H155V232H153ZM181 233V232H180ZM179 233V234H180ZM183 233V232H182ZM197 233V232H196ZM212 233H214V232H212ZM220 233V232H219ZM235 233V232H234ZM259 233L261 234V233H263L264 234V232L262 231V232H260L259 231ZM59 234V233H58ZM60 234H62V233H60ZM84 234H85V236H84ZM133 234H134V231H133ZM152 234V233H151ZM161 234V233H160ZM175 234V233H174ZM199 234V233H198ZM216 234V233H215ZM215 234H213V235H215ZM218 234V233H217ZM217 234H216V237H217ZM221 234V233H220ZM231 235V234H233V231H231L230 230V233H228V235ZM53 235V234H52ZM55 235V234H54ZM69 235V234H68ZM129 235H130V233H129ZM153 235V234H152ZM166 235V237H168ZM171 235L172 236H174L173 234H170L169 236L171 237ZM181 235V234H180ZM200 235V234H199ZM201 235H202V233H201ZM204 235V234H203ZM210 234H208V236H209ZM234 235V234H233ZM239 234H237L236 233V235H234L233 237H234V241L236 242L235 243V245H243L242 246V248H244V246L246 245V243H247V241H249V239H246V238H249V237H247L246 236V238H241L240 236H238ZM1 236H3V237H1ZM65 236V235H64ZM78 236V235H77ZM159 236V235H158ZM161 236H163V233L161 234ZM181 236H183V235H181ZM212 236V235H211ZM210 236V237H211ZM219 236H221V235H218V237ZM244 236H245V234H244ZM66 237V236H65ZM129 237V236H128ZM126 238L127 240H129V238ZM131 237H133V236H131ZM135 238L132 240V241H135V239H137V237L136 236H134ZM151 237V236H150ZM153 237H157V235L155 234V236H153ZM153 237H151V238H153ZM164 237V236H163ZM184 237V236H183ZM195 237V236H194ZM193 237V238H194ZM198 237V236H197ZM196 237V238H197ZM223 237V236H222ZM228 237V236H227ZM227 237H224V238H227ZM231 237V239H232V236H230ZM250 237H252V236H250ZM71 238H73V237H71ZM142 238H143V235H142ZM144 238H145V236H144ZM144 238H143V240H144ZM158 238V237H157ZM201 238H203V239H206V238H204V237H202L201 236ZM212 238V237H211ZM62 239V238H61ZM149 239V238H148ZM147 239V236H146V241L148 240ZM160 239H162V238H160ZM159 239V240H160ZM164 239H166L165 237H164ZM213 239H215L214 238V236H213ZM131 240V239H130ZM150 240V242L152 241L151 239H149ZM158 240V239H157ZM167 240H169V239H167ZM195 240V239H194ZM193 240V241H194ZM200 240H202V239H200ZM224 240H226V239H224ZM227 240H228V238H227ZM233 240V239H232ZM252 240V239H251ZM141 241V240H140ZM165 241V240H164ZM172 240H169V242H171ZM181 241V240H180ZM208 241V240H207ZM229 241H231L230 239H229ZM83 242V243H82ZM130 242V241H129ZM138 242V241H137ZM156 242V244H157V242H159V241H155L154 240V243ZM160 242H162L161 240H160ZM190 242V241H189ZM192 242V241H191ZM215 242H217L216 240H215ZM250 242V241H249ZM248 242V243H249ZM252 242V241H251ZM254 242V241H253ZM259 242H260V240H259ZM263 242V241H262ZM68 243V244H67ZM132 243V242H131ZM130 243V244H131ZM152 243H153V241H152ZM153 243V244H154ZM163 243V242H162ZM165 243H168V241L166 242L165 241ZM174 244H175V242H173ZM196 243V242H195ZM194 243V244H195ZM211 243V242H210ZM223 243V242H222ZM228 243V242H227ZM226 243V244H227ZM34 244H36V246H40L41 248L40 249H34L35 247H33L34 246ZM100 244V243H99ZM143 244H146L145 242L143 243ZM149 244H151V243H149ZM149 244L147 245V248H148V246H149ZM152 244V245H153ZM160 244V243H159ZM172 244V243H171ZM177 244H179V242L177 241ZM224 244H225V241H224ZM230 244V243H229ZM234 244V243H233ZM254 244H256V243H254ZM263 244V243H262ZM18 247H20L19 248V250L18 249H16L17 248V246ZM54 245V244H53ZM133 246L134 245H136V242L134 243V244H132ZM168 245V244H167ZM176 245V244H175ZM179 245H181V244H179ZM206 245H208L207 243L205 244V243H203V241L202 242H200L199 241V238H197V247L199 248V247H205ZM211 245H212V248L213 247H215V243H211ZM97 246V245H96ZM99 246H101V245H99ZM132 246V247H133ZM137 246V245H136ZM140 246V245H139ZM153 246H155V245H153ZM169 246V245H168ZM183 246V245H182ZM182 246H180V247H182ZM209 246H210V244H209ZM222 246V245H221ZM224 246V245H223ZM247 246V245H246ZM257 246V245H256ZM91 247H93V246H91ZM151 247V246H150ZM149 247V248H150ZM187 247V246H186ZM194 247V246H193ZM207 247V246H206ZM205 247V248H206ZM216 249H218V251H219V249H221V248H219V246H217L216 245ZM228 247V246H227ZM226 246H225V249L227 248ZM185 248V247H184ZM189 248H192V247H189ZM196 248V247H195ZM198 248H196V249H198ZM236 248H238V246L237 247H235V249ZM9 250V252H10V250H11V252L13 253V252H15L16 254H14L13 256H15L14 258H7V257H5L4 255H2V253L4 252V250ZM56 249H54V250H56ZM103 249V250H104ZM134 249H136L135 247H134ZM228 249V248H227ZM246 251H244V255L245 256H243V257H251V262H253V263H251V262H249L248 264H259V257H260V255L259 254H254L251 250H248V249H246V248H244ZM259 249H261V248H259ZM103 250H101L102 252H103ZM149 250V249H148ZM184 250H186V249H184ZM189 250V249H188ZM201 250V252H202V249H200ZM199 250V251H200ZM203 250H205V249H203ZM207 250V249H206ZM213 250H214V248H213ZM212 250V251H213ZM240 250V249H239ZM239 250H237V251H239ZM100 251V250H99ZM133 251V252H132ZM153 251V252H154ZM190 252H188L189 253V255H190V253H191V251H193L192 249H190L189 250ZM209 251H210V248H209ZM209 251H206V252H209ZM217 251V252H218ZM260 251H262V250H260ZM152 252V253H153ZM201 252H199L198 253V251L196 252L198 255H200V253ZM204 252V251H203ZM206 252H204V253H206ZM7 253H8V251H7ZM66 253V252H65ZM72 253V252H71ZM112 253V252H111ZM195 253V252H194ZM204 253H203V255H204ZM210 253V252H209ZM239 253V252H238ZM261 253V252H260ZM29 255V256H32L33 258H35L36 260V262L35 261H28L27 260V256L26 255ZM59 254V253H58ZM60 254H62V253H60ZM101 254V253H100ZM148 254V255H147ZM192 254V253H191ZM202 254V253H201ZM213 253L211 252L210 254H206V258H204V259H202V260H196L195 259V264H216L215 263V258L213 257V255H212ZM264 254V253H263ZM65 255V254H64ZM122 255V254H121ZM177 255V254H176ZM189 255H186V256H189ZM192 255H194V254H192ZM191 255V256H192ZM196 255V254H195ZM239 255H241L240 253H239ZM7 256H9V254H7ZM12 255L10 254V257H11ZM56 256V255H55ZM63 256V255H62ZM148 256V257H147ZM151 256V255H150ZM184 256V257H183ZM27 257V258H26ZM65 257V256H64ZM70 257V256H69ZM74 257V256H73ZM119 257V256H118ZM131 257V258H130ZM204 257V256H203ZM241 257H242V255H241ZM30 258V257H29ZM28 258V259H29ZM58 258V257H57ZM61 257H59L58 259H60ZM122 258V257H121ZM151 258V257H150ZM153 258V257H152ZM151 258V259H152ZM173 258V257H172ZM194 258H200V257H194ZM66 259V258H65ZM64 258H62V259H60V260H65ZM70 259V258H69ZM71 259H72V257H71ZM82 259V260H83ZM112 259V258H111ZM110 259V260H111ZM116 259V258H115ZM119 259H120V257H119ZM181 259V260H180ZM184 259H186V260H184ZM188 259V260H187ZM33 260V259H32ZM67 260V259H66ZM73 260V259H72ZM72 260H70V262H66V264L68 263V264H70V263H75L74 261H72ZM103 260V259H102ZM109 260V259H108ZM113 260V259H112ZM123 260V259H122ZM123 260V261H124ZM171 260V259H170ZM176 260H177V258H176ZM245 260H246V258H245ZM72 261V262H71ZM168 261V260H167ZM181 263H180V262ZM196 261H197V263H196ZM241 261V260H240ZM244 261V260H243ZM62 262V261H61ZM80 262V261H79ZM79 262H77V263H79ZM192 262V263H191ZM219 262H221V261H219ZM58 264H59V260H58V262H57ZM56 263V264H57ZM125 263V262H124ZM170 263H172V262H170ZM230 263V262H229ZM233 263V262H232ZM63 264V263H62ZM64 264H65V262H64ZM133 264V263H132ZM136 264V263H135ZM222 264V263H221ZM226 264H228L227 262H226Z\"/></svg>",
	"mask_w": 264,
	"mask_h": 264
}]
</instances>
